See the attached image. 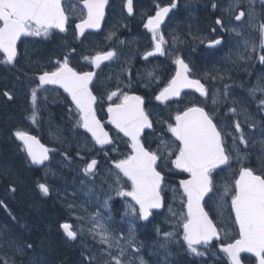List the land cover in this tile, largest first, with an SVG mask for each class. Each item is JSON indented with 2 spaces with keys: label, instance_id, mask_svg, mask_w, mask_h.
<instances>
[{
  "label": "flooded vegetation",
  "instance_id": "obj_1",
  "mask_svg": "<svg viewBox=\"0 0 264 264\" xmlns=\"http://www.w3.org/2000/svg\"><path fill=\"white\" fill-rule=\"evenodd\" d=\"M126 2L127 0H119L115 6V0H107L101 30L99 32H87L79 36L75 26L87 17V11L83 8V0H63L68 23L66 30L58 33V55L53 57V61L59 59L58 67L67 60L68 66L73 70L79 73H93L89 90L96 97L94 105L96 116L103 123L111 137H113L109 146L103 149L98 148V150L95 145L91 147L93 146L91 144H94L92 140L86 143V135L82 131V127L79 126L78 110H73L68 94L62 92L60 95H55V98L46 96L49 94H42L41 89L43 87L34 88L36 74L33 71L27 75L24 74L20 81L16 79L17 82L13 83V85H18L20 88V91L15 93L16 96L13 94V86L9 85L11 83L5 86L3 84L0 85V97L2 98L0 104L5 105L7 108L9 105H15L20 113V119H15L17 124L11 127L10 130H0V133L5 132L7 134L4 140L8 146L7 149H4L6 144L0 141V232L2 231L5 237L8 236V233L4 230L5 220L9 221L8 223L11 222L14 236L19 232L17 223L21 222L20 224L23 226L26 224L20 219L23 215L17 214L11 205L18 194L17 185L14 183L15 180L10 172L9 165L11 160H15L16 165L18 164L17 167L22 168L27 173L28 179L26 180L30 183L32 191L35 187L33 167L25 154L23 144L15 138L14 133L17 130L24 131L27 134L37 133L40 135L45 132L48 133L51 130V120L49 117L44 118V116L49 115L48 113L50 112H53L55 117L57 114H61L63 115V120H69L66 123L68 127V134L66 135L76 144H79L77 146L80 149L92 148L94 150L92 152L79 150L78 153L83 159L95 156L99 162L110 161L107 163L108 166L104 162L99 163L98 170H104L103 174H101L103 178L108 175L106 171L113 172L115 168L113 160H121L123 158V152L121 151L130 146L128 142L118 139L120 136L105 123L108 107L119 103L124 94L139 96L143 100L142 107L152 124V131L144 133L142 139L147 148L163 149L164 144H162V141L169 145L170 148L175 147L176 142L168 130V126L175 124V116L178 113H182L189 107H202L213 117L227 138H229L227 133H237L236 123L241 125L243 134L248 132L254 134L253 139L245 137L248 147L236 140L238 148H243L247 153V155L243 156L244 159L241 164L238 163V166H247L253 169L256 174H264V159H260L257 153L253 156L249 155L251 149L259 152V148H261L259 144L261 143L264 151V137L261 135L264 125V108L259 106V100L264 98V91L259 90L264 88V64L260 62L259 58L260 55L264 54V50L259 47L261 40L260 25L264 24V5L261 4V0H229L228 4L230 6H222L224 4L222 0H214L213 4L216 5L214 11L210 10L211 12L206 14H215V19H220L222 24L217 25L216 20L210 21V27L206 30L208 35L207 42L211 43L219 38L223 42L222 47L209 52L205 56L201 52L195 53V39L191 27H187L188 32L192 35L190 37L186 36L181 29L183 21L190 22L189 26L193 24L194 14L189 7L186 9L182 8L184 10L179 12L176 9L174 14H170L165 22L160 24L157 31V39L160 36L164 38L162 45L164 54L156 53L152 56H146V53L154 51V42L153 33L145 27V24L158 9H155V12H150L147 9L145 11L144 7L151 6L152 9V0H132V13L130 14L126 11ZM153 2L161 4L160 0H153ZM174 2L175 4L178 3L177 1ZM165 6L169 5L166 4ZM241 11L245 15L238 21L235 16L239 15ZM226 19L231 27L226 24ZM250 21H253L252 26ZM233 31L237 33L236 37ZM253 48H255V51H253ZM109 51L115 54L111 59L99 62L98 67L92 63V58L97 54ZM19 52L20 64H34L35 50L31 45L21 46L20 44L17 47L18 56ZM50 57L51 55L40 57L41 66H47ZM177 57L188 64L190 68L189 78L199 80L206 90V95L202 96L199 92L192 90H182L180 95L174 99L164 102L158 101L156 96L168 86L176 75L177 65L174 61ZM226 61H228L229 65L225 66V70L222 71V66H224L222 62L225 63ZM23 72L28 73L26 71ZM150 73L151 75H149ZM1 75L5 81H9V77L6 72H3L2 63L0 62ZM255 76L257 77L254 79ZM253 88L258 89L254 95L250 93V89ZM33 89H37L35 122L31 119L34 111L31 97ZM5 91L11 94L13 97L11 100L3 95ZM112 92H116L117 95L113 96L112 100H109L108 96ZM58 93L60 92L58 91ZM51 96L53 95L51 94ZM214 100L216 103H213ZM232 108H235V113L230 111ZM8 111L11 112L9 116L15 114L11 108ZM0 114H2L1 111ZM254 141L257 142L256 147H252ZM84 144L90 146V148L84 146ZM15 145L21 147L25 157L19 158L16 154L17 151L11 149ZM5 150L12 153L13 158L6 157L10 153L6 154ZM58 161L62 163L68 162V165L63 167L66 172L63 178H69L74 173L79 174L83 171L79 161L76 162V165L68 158H60ZM47 166L48 164L43 169H46ZM52 171L53 176H55V168L48 166L47 172L50 174ZM117 171L118 169H116ZM236 171L235 175L230 176V180H226L224 186L234 188V180L238 176L239 169ZM222 172L229 174L232 171L226 168ZM175 176L178 175L173 174V177ZM50 187L52 186H48L49 193L44 201L47 204L55 202ZM227 200L224 207L229 210L231 197H228ZM60 203L62 204L61 200ZM61 207L63 208V213L64 211L66 212L62 216L65 221L70 210L65 205ZM60 224L59 222L54 224V233L58 237L61 234L59 232ZM8 240L11 241V237L8 236ZM0 241L7 240L0 236ZM61 244L65 246V241H61ZM158 249L160 248L158 247ZM60 250L66 254L67 248L60 247Z\"/></svg>",
  "mask_w": 264,
  "mask_h": 264
},
{
  "label": "snow or ice",
  "instance_id": "obj_2",
  "mask_svg": "<svg viewBox=\"0 0 264 264\" xmlns=\"http://www.w3.org/2000/svg\"><path fill=\"white\" fill-rule=\"evenodd\" d=\"M107 0H83V8L87 11V17L82 19L81 23L76 25L80 35L85 28H98L100 20L104 16V8ZM264 5V0H261ZM175 8L176 4L170 5ZM170 7H161L154 17L148 19L145 27L153 33L154 51L146 53V56H152L156 53L164 54L162 45L163 36L157 39V31L164 17L169 13ZM216 5H213L215 8ZM127 8L132 13V0H127ZM245 15L243 11L235 16L236 20H241ZM68 16L65 11L63 0H0V52L4 54L3 62L12 64L17 56V41L21 36H47L50 29H58L60 32L66 30ZM217 25H221L220 19L216 20ZM215 31V29H213ZM261 40L259 47L264 50V24L260 25ZM219 39L212 41L211 44H220ZM255 51V48H253ZM115 54L111 51L103 54H97L92 58V63L99 66V62L111 59ZM260 62L264 64V54L260 55ZM176 75L170 81L159 95L158 101L164 102L171 97H178L184 88H194L202 96L206 95V90L197 79H190L188 73L190 68L182 59L176 58ZM151 75V73L149 74ZM92 72L79 73L68 66L65 60L59 67L53 71H44L39 79V86L58 85L63 88L71 97L73 104L79 113L80 124L98 145L111 143L108 133L104 131L100 121L96 119L93 104L96 97L89 90V84L92 81ZM227 87V86H226ZM258 89H250L251 94H255ZM264 91V88L259 89ZM5 97L11 100L13 97L7 91L3 93ZM116 92L109 94L108 99L112 100ZM34 111L31 119L35 122V102L37 99V90L33 89L31 93ZM213 103H216L214 100ZM143 100L139 96H129L124 94L119 103L109 106V123L113 124L131 141L132 154L126 159L115 162L114 167L122 173L128 181L131 182V190L125 191L122 187L116 188L118 196L131 197L135 205L139 206V218L147 220L149 210L161 207V191L164 181L163 174L157 170V161L161 159L158 152L146 150L140 142V134L145 128H151L152 124L145 110L142 107ZM259 106L264 108V98L259 100ZM235 113V108L230 109ZM236 132L241 133L239 143L247 146V139L242 133L241 125L236 123ZM168 130L178 141L175 150L169 145L164 144L160 152L167 151L168 156L175 155L171 159L172 166L189 174V179H181L180 187L186 197L187 215H182L183 240L188 251L196 256L204 255L195 246L209 245L215 238L219 239V230L213 221L205 212L201 201L213 189L211 174L214 169L226 166L232 159V156L226 151L222 139V131L217 124L213 122V117L202 107H189L182 113L175 116V124H170ZM232 135V133H227ZM15 138L21 141L24 150L33 164H40L48 159V149L43 148L35 137L26 132L17 130L14 133ZM234 150L237 152L236 159L243 161L239 154V149L235 144ZM97 161L92 159L87 163L83 171L86 176L95 175ZM116 184L121 185L119 175L116 178ZM44 195H48L49 188L45 184L38 185ZM14 190V189H13ZM224 195H231V210L235 216V225L239 230V238L234 243H228L221 248L230 264H241L240 254L250 253L256 258V264H264V174L256 172L246 166L239 169L238 176L234 180V188L225 187ZM107 205V201H105ZM135 212V207H133ZM82 219V217H77ZM93 228L90 229L93 238L98 237V243L102 246V264H126L123 257L125 249L120 246V241L110 236L108 230L95 217L92 218ZM63 233L69 240L77 238L76 225L64 222L59 225ZM131 233V229L129 230ZM171 234H165V239ZM10 244L15 241H9ZM129 248L133 253L138 249L133 244L131 234L128 238ZM31 243H25L22 247H16L15 252L19 255L25 254L27 249H31ZM161 247H164L161 244ZM113 248H118L120 255L112 252ZM90 264L93 257H88ZM139 264H146L142 257H138ZM4 264H9L7 259ZM38 264V262H37ZM127 264H134L133 259H129Z\"/></svg>",
  "mask_w": 264,
  "mask_h": 264
},
{
  "label": "rangeland",
  "instance_id": "obj_3",
  "mask_svg": "<svg viewBox=\"0 0 264 264\" xmlns=\"http://www.w3.org/2000/svg\"><path fill=\"white\" fill-rule=\"evenodd\" d=\"M222 1L224 2V4L222 6H224V5L230 6L228 4L229 0H222ZM118 2H119V0H115V6L117 5ZM152 4L153 5L155 4V2H153V0H152ZM144 8H145V11L147 9L150 12H155V10L151 9V6L144 7ZM157 9H159V7L156 8V10ZM225 22L228 25V27H231V25H230V23H228L227 19L225 20ZM223 23H224V20H223ZM252 24H253V21H250L251 26H252ZM192 26H194V24H192ZM192 26H189V24L186 21H183L181 23V27H182L181 29L184 31L186 36L187 35L189 37L192 36L187 30V27H191V31L193 32ZM233 34L235 37L237 36V33L235 31H233ZM47 36H49V33ZM34 37H44V35L34 36ZM38 59H39V61H38ZM33 61H34L33 65H27V63L22 64L21 69H25L26 71H28V73H25V72L19 70L18 74L23 75V77H24V74L27 75L31 71L34 72V71L38 70L39 67L42 65L40 62V58L34 57ZM222 64H224V66H222V71H224L225 70L224 67L225 66L227 67L229 64H228V61H226L225 63L222 62ZM2 77L3 76L1 75L0 78H2ZM4 81L5 80L3 77V80L0 82V85L3 84V86H5V85L11 83L9 85L13 86V88H14L13 94H14V96H16L15 93H18L20 91L19 86L13 85V83H15V82L12 83L11 81H5V82ZM42 92H43L42 94H45V95L49 94L46 96H50L52 98H55L54 97L56 95L55 92H48V91H42ZM50 93L53 96H51ZM0 100L2 101L1 97H0ZM10 108L12 111L15 112V114L13 116H9V113H11V112L8 110ZM10 108H7V107H5V105L0 104V111L2 112V114H0L1 115V117H0V130H2V129H5V130L9 129L10 130L11 127H13L15 124H17L15 122V119H17V120L20 119V113L17 111L16 106L15 105L10 106ZM50 132L54 133V135H55V133L57 131H54V132L50 131ZM229 133H232V135H228L229 138H227V137L225 138L226 150L232 156L231 160L238 162V160L236 159L237 152L234 150V147H233V145H234L233 137L235 136V138H236L235 139V144H236V140L239 141V137H240L241 133H234V132H229ZM0 135H2V137L0 136L1 137L0 141H2L4 144H6L4 149H7L8 146H7L6 141L4 140L5 135L7 136V134H5V132H3V133H0ZM243 135L245 137H248V138H252V139L254 138V134L251 132L245 133ZM261 135L264 137V125H263V131L261 132ZM56 137L60 138V140H66L65 138L61 137L60 134H56ZM236 146H237V144H236ZM256 146H257V142L254 141L252 143V147H256ZM245 147H248V146H245ZM259 147H261V148H259L260 149L259 152L257 150L255 151L254 149H251L249 151V155L253 156L257 153V156L260 159H264V151L262 149L263 144L262 143L259 144ZM11 149L14 150V148H11ZM238 149H239V154L241 157L245 156V154L247 155V153L243 150V148H238ZM15 150L20 152L18 147H16ZM5 151H6V154L10 153V152H8V150H5ZM6 154H4V156H6ZM162 156H163L162 160L164 162H171L172 156L169 157L167 151L162 152ZM6 157L13 158V155H12V153H10L9 156H6ZM17 165H16L15 160H11V164L9 165V166H11L10 172L13 175V179L15 178L14 179L15 183L19 182L21 177L25 178V181L27 182V180H26V179H28L27 174L25 173V171L22 168L17 167ZM232 166H233V164H231L229 168H231ZM14 170H16V171H14ZM225 181H226V179H223L222 182L218 181L217 183H215L216 186L213 190V193H211L212 200H215L216 204H218L220 207H222V211H224L223 206H225V204L227 202V196L224 195V191H225V187H226V186H224ZM19 184L21 186V181L19 183H17L16 185L19 186ZM82 184H83V187H82L83 192H80V187ZM69 185H70L69 187H71V188L73 187L75 189V192L77 193V196H78L77 198L80 200V203L79 202H76V203H79V206L82 205V207H84V205H95V204H97V206H96L97 208H95V210L90 215V220H91L90 225H89V222L86 223V221L83 220V223H84V230H83V228H81L77 224H74V225H76V231L78 233V235H77V238H79L78 241H81V245L78 244V246L80 247L81 251L84 253L81 255V257L83 258V260L81 259L82 260L81 264H83V263L84 264H90L88 257H93L94 259H92V261H95V260L102 257L101 252H99L97 254L93 253L94 247L100 248V244L98 243V237L94 239L93 236L91 235V232H90V229L93 228L92 218H94V217H101L102 221H100L97 218L96 219L104 225V227L108 230V233L110 236H112L115 239L120 241V246L125 249V256L123 257V259L125 260L126 264H127V261L129 259H132V257H135L138 260V263L134 262V264H139L138 256L134 255L130 251V248L128 245V238H129L130 234L133 238V241H136L134 238V235H133V224L138 219V216H137L138 211H137V208H136L134 202L132 201L131 197H130V200L128 199L126 202H124V205L121 208V211H122V215L120 216L121 218L120 219H113L112 213L110 211V206H109V204H110L109 203L110 202L109 196L113 195L114 191H110L109 193H107L105 195L100 194L97 196V195L93 194V190H95V189H93L92 187L87 185L86 182H84L83 178L81 179V182L79 184L76 181H72V183ZM29 189H31V188L29 187ZM29 189L25 190L26 191L25 192V191H23V189H20V187H19L18 194L16 195L18 197V203L19 204L23 203L24 208L31 209L32 211L34 210V208L36 210H38L37 206L39 204H40V206H43V208H41V207L39 208V213H38V215L41 217L43 222L40 221L39 218H37V217H34V220H33L36 223V225H35L36 232H38V224L41 227V225H43V223H44V225H46V227L49 226V228L45 230L42 240L38 241L40 243H38V242L35 243L34 249H32L30 252H28L26 250L25 254H23V255L17 254L15 252V248L16 247H22L24 245V240L21 239L24 236V234L23 233H17V235H15L14 237L9 236V234H8V236L11 237V241H16L18 243L11 244L13 247H10V251L6 250L8 255H3L1 253L2 257L0 256V261L3 262L5 259H7L9 261V264H37V262H38V264H48V263H50V261L51 262L53 261L52 264H55L54 262H57V258H56V254H54V253H56V251L60 250L59 247L65 248V246L63 244L59 243V241L58 242L53 241V240L50 241L49 239H50V236H52V235L56 236L54 233V224L57 220L60 219L62 214H60L58 211H56L55 214L51 213V212H53V209H51V210L47 209V206L44 203L45 200L37 199L34 196V194L30 192L31 190H29ZM166 189L170 191V204H169L168 209L164 213V216L162 219H163V222L166 223L170 227V230L166 234H171V235H169L167 239H165V234L161 236V241H162L161 244H163L164 247H162V251L160 252V256H158L157 259L153 260L152 262L144 260L146 262V264H156L157 261L161 262V263H157V264H170L172 255L169 252V249H170L171 245L174 243H177L179 241H182L183 235L180 233V231L182 229V215H183V217H185V214H184V210L182 209L181 203L184 202V198L180 194V191L177 189V187L169 184V185H167ZM24 198H25V200L23 202L22 201L20 202V200H23ZM30 200H32V201L30 202ZM105 201H107V205H105ZM32 202H33V204H32ZM34 202H37L39 204H36ZM55 202H58L61 205V203L59 201H55ZM133 207H135V212H133ZM102 214H103V217H102ZM222 216H223V213H222ZM20 219H21V221L23 220L24 222L28 223L27 221H25V220H27V216L23 215L22 218L20 217ZM112 220L114 221V223H116L115 225L110 224V221H112ZM69 222L72 223L71 220H69ZM112 226H113V228H112ZM124 226H129V228L131 229V233L129 232L130 229H127ZM122 230H124V232ZM0 236L2 238L6 239L7 241H9L8 236L5 237L4 234L2 233V231L0 232ZM61 236L62 235L60 234V236L59 237L56 236V238L57 239L59 238V240H60L62 238ZM37 238H38L37 236H34V240ZM4 243H5V241H0V246L2 244L4 245ZM68 246H69V244H68ZM113 249H112V252L114 251L113 253H115L117 256H119L120 255L119 249L118 248H113ZM199 251L204 253V255L212 254L214 256H217L211 249H208V248H203ZM10 252L12 255H10ZM190 254L193 257H204V255L196 256L192 253H190ZM50 256H51V259H50ZM58 258H59L58 261L65 260L64 257L58 256ZM106 258H108V257H106ZM92 261H91V264H92ZM2 262H0V264H2ZM67 262L65 264H67ZM3 264H4V262H3ZM68 264H70V263L68 262Z\"/></svg>",
  "mask_w": 264,
  "mask_h": 264
},
{
  "label": "bare ground",
  "instance_id": "obj_4",
  "mask_svg": "<svg viewBox=\"0 0 264 264\" xmlns=\"http://www.w3.org/2000/svg\"><path fill=\"white\" fill-rule=\"evenodd\" d=\"M214 20H216V19H214ZM194 36V35H193ZM195 37V36H194ZM259 76V75H258ZM257 76H255L254 77V79L256 78ZM3 78V77H2ZM58 119V118H57ZM60 128L62 129V131L64 132V133H68V127H67V125L66 124H63V125H60ZM1 133H3V132H1ZM1 137H2V135H0ZM0 137V138H1ZM11 167V166H10ZM26 173V172H25ZM27 174V173H26ZM5 177V176H4ZM6 177H8V176H6ZM10 177V176H9ZM15 179V178H14ZM17 179V178H16ZM9 180H11L10 178H9ZM8 180V181H9ZM20 181H21V186H20V184H19V186H17V193H18V191H19V187H20V189H23V191H25V190H28L29 189V187L31 188V185H30V183L27 181H25V178H20ZM19 181V182H20ZM19 182H17V183H19ZM15 183V182H14ZM16 183V184H17ZM71 183H72V181H71ZM2 185H3V183H2ZM13 185V184H12ZM70 186V185H69ZM1 188V187H0ZM3 188V187H2ZM72 189L75 191V189L72 187ZM29 190H31L30 192L31 193H33V191H32V188L31 189H29ZM62 192H64V190H61ZM26 192V191H25ZM34 194V193H33ZM24 196V195H23ZM35 196V195H34ZM36 197V196H35ZM37 198V197H36ZM38 199V198H37ZM25 200V198L23 199V200H20V202L22 201H24ZM32 200H30V202H31ZM34 203H36V204H38L37 202H34ZM21 204V205H20ZM18 203V197L16 196V198H14V200H13V202L11 203V205H12V208L14 209V211L17 213V214H20V215H25V216H27V222L28 223H26L25 224V226H23V225H21L20 223L21 222H18L17 223V225H18V230H19V232H18V230H17V232L18 233H23L24 234V236L21 238L22 240H24V244L25 243H29V242H31L32 243V241H41L42 240V238H43V234H44V232H45V230L46 229H48L49 228V226H47L46 227V225H44V223H43V225H41V227H40V225L38 224V232H36V228H35V225H36V223L33 221L34 220V217H37V218H39V220L40 221H42L43 222V220L41 219V217L38 215V213H39V208H40V205H38L37 206V208H38V210H36L35 208H34V210L32 211L31 209H26V208H24V206H23V203ZM32 204H33V202H32ZM46 204V206H47V209H49V210H51L50 208H49V204H47V203H45ZM31 205V204H30ZM62 206V205H61ZM77 206H78V203H77ZM32 207V206H31ZM34 207V206H33ZM80 208H82V205L81 206H79V208L78 209H80ZM12 209V210H13ZM60 210V211H58L60 214H63V211L61 210V209H63L62 207H56V210ZM56 210H54L53 209V212L55 211V213H56ZM52 213V212H51ZM49 216V215H48ZM63 216V215H62ZM62 216L60 217V219L59 220H57L56 222H59V223H64V222H68V223H70L69 222V220L67 219V220H65L64 221V218H62ZM64 221V222H63ZM9 221H6L5 220V222H4V228H5V231L9 234V236H11V237H14V235L12 234V229L13 228H11V222L10 223H8ZM70 224H75V223H70ZM115 225V224H114ZM14 227V226H13ZM42 228V229H41ZM112 228H113V226H112ZM61 239L59 240V238L57 239L56 238V236H54V235H52V236H50V241H59V243H61V241H72V240H69L66 236H65V234L63 233V231H62V233H61ZM22 236V235H21ZM20 236V237H21ZM34 236H37L38 238L37 239H35L34 240ZM77 240H79V238H77ZM33 245V244H32ZM75 246L76 245H73V249L74 250H71L70 249V247L68 246V244L67 243H65V247L67 248V251H66V254H64L63 253V251H61V250H58V251H56L57 252V254L59 253V255H63V256H65L64 258H65V260H62V262L60 263V264H65L67 261L70 263V264H81L82 263V260H83V258L80 256V249H75ZM60 248V247H59ZM101 248H102V246H100V248H98V247H94V250H93V253H95V254H97V253H99V252H101ZM32 249H34V245H33V247L31 248V249H27V251L28 252H30ZM56 254V253H55ZM68 254H71V257L68 255ZM67 256H69V257H67ZM75 257V259L73 260V262H72V259ZM82 259V260H81ZM182 261H185L186 263H182ZM0 262H2V261H0ZM53 262V261H52ZM52 262L50 261V263H48V264H52ZM68 262H67V264H68ZM177 262H180V261H178L177 260ZM187 260H181V264H187ZM2 264H3V262H2ZM84 264V263H83Z\"/></svg>",
  "mask_w": 264,
  "mask_h": 264
},
{
  "label": "trees",
  "instance_id": "obj_5",
  "mask_svg": "<svg viewBox=\"0 0 264 264\" xmlns=\"http://www.w3.org/2000/svg\"><path fill=\"white\" fill-rule=\"evenodd\" d=\"M164 1V3H171L173 0H163ZM162 1V2H163ZM177 1H179L178 3H179V5L181 4V2L182 1H180V0H177ZM184 2V1H183ZM206 0H193L192 2H191V6L193 7V18H194V20H193V24H194V26H192V29H193V34H194V36L196 37V38H200L201 40H204V38H206L207 37V33H206V30H207V28H208V25H209V22H210V20H214L215 19V17H214V15H212V14H206V13H208V9H206ZM190 5V4H189ZM188 24H190V22H187ZM3 80V78H1L0 79V82ZM20 81V80H19ZM8 108H10V105L8 106ZM53 116V113H51V117ZM0 117H1V115H0ZM58 118V119H57ZM51 119H53V118H51ZM56 120H57V124L59 125H54V124H50V127H52V130L51 131H57L56 133H55V136H56V134H58L60 131H59V129H61L60 128V125H63V124H66L64 121H63V115H61V114H57L56 115ZM59 128V129H58ZM46 129H48V127H46ZM53 135H54V133H52ZM65 134H68V133H65ZM125 156V155H124ZM165 199V207H167V205H168V197H165L164 198ZM39 204V203H38ZM40 205V204H39ZM73 206L75 207V210H78V208H79V203H78V206H77V203H75V202H73ZM41 208H43V206H40ZM56 207H61V205L58 203V202H54V203H51V204H49V208L50 209H54V210H56ZM206 208H207V206H206ZM208 209V208H207ZM62 211H63V209H61ZM56 211H60L59 209L58 210H56ZM53 214H55V211L54 212H52ZM64 214H66V212L64 211V213L62 214V215H64ZM155 215H161L160 213H156ZM162 216V215H161ZM62 218H64V217H62ZM155 221V219H153V220H150L149 222H147V223H140L141 225H139V227H138V229L140 230V238H142V239H144L145 241H152V239H153V236H152V226H151V224L153 223ZM162 226H163V228H162V230L163 231H165L166 230V227L163 225V223H162ZM141 239V240H142ZM38 241H32V243L31 242H29V243H31V244H33L34 245V247H35V243H37ZM38 243H40V242H38ZM4 244H6V243H4ZM8 244H6V245H1V251H0V253H2L3 255H8L7 254V251L9 250L10 251V249H9V247H11V246H7ZM73 245L74 244H69V247H70V249L71 250H74L73 249ZM75 249H76V246H75ZM7 250V251H6ZM55 254V253H54ZM10 255H12L11 254V252H10ZM70 257H71V254H68ZM58 256H60V257H65V256H63V255H59V253L57 254V252H56V258H57V262H54L55 264H60L62 261H58L59 260V258H58ZM69 256H67V257H69ZM2 257V256H1ZM50 259H51V256H50ZM75 259V257L72 259V262H73V260ZM187 260V261H189L188 260V258L186 257V256H184V257H178L177 258V260L178 261H180L181 262V260ZM4 262V261H3ZM180 262H177V264H181ZM182 263H186L185 261H182ZM223 264H227L226 262H224Z\"/></svg>",
  "mask_w": 264,
  "mask_h": 264
},
{
  "label": "water",
  "instance_id": "obj_6",
  "mask_svg": "<svg viewBox=\"0 0 264 264\" xmlns=\"http://www.w3.org/2000/svg\"><path fill=\"white\" fill-rule=\"evenodd\" d=\"M169 12H170V11H169ZM165 17H166V16H165ZM165 17H164V20H165ZM164 20H163V21H164ZM163 21H162V22H163ZM213 46H217V44H214V45H212L211 47H213ZM52 86H57V87H59L58 85H52ZM59 88H61V87H59ZM61 89H63V88H61ZM108 123H109V121H108ZM109 124L113 126V124H111V123H109ZM116 129H117V128H116ZM145 129H149V128H145ZM145 129H144V130H145ZM88 133H89V132H88ZM120 133L123 134L122 132H120ZM141 133H142V132H141ZM89 134H90V133H89ZM90 135H91V134H90ZM123 135H124V134H123ZM124 136H125V135H124ZM140 136H141V134H140ZM125 137H126V136H125ZM127 138H128V137H127ZM139 139H140V137H139ZM36 140H37V139H36ZM129 140H130V139H129ZM37 141H38V140H37ZM38 142H39V141H38ZM39 144H40L41 146H43L40 142H39ZM100 146H103V145H100ZM43 148H45V147L43 146ZM26 152H27V151H26ZM29 158H30V157H29ZM30 159H31V158H30ZM45 161H46V160H44V161H43L42 163H40V164H33V165H34L35 167H36V166H41ZM221 167H222V166H221ZM221 167H220V168H221ZM217 169H219V168H217ZM214 170H215V169H214ZM189 178H190V177H189ZM189 178H188V179H189ZM182 191H183V190H182ZM205 197H206V196H205ZM202 203H203V200L201 201V204H202ZM137 206H138V205H137ZM138 208H139V206H138ZM161 209H162V199H161V207H160V208H153V209H150V210H149V213H150L151 210L160 211ZM186 213H187V208H186ZM149 215H150V214H149ZM148 217H149V216H148ZM62 231H63V230H62ZM217 240H219V239H215V238H214L212 241H217ZM212 241H211V242H212ZM211 242H210V243H211ZM210 243H209V244H210ZM222 247H224V246H222ZM222 247L219 246V250H220V251H221V248H222ZM242 254L252 255V254H250V253H246V252H245V253H241L240 255H242ZM228 260H229V259H228ZM229 262H230V261H229ZM241 264H243V263L241 262Z\"/></svg>",
  "mask_w": 264,
  "mask_h": 264
}]
</instances>
